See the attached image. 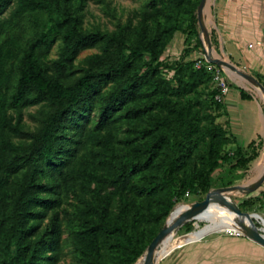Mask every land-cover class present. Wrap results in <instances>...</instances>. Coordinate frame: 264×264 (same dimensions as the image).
Returning a JSON list of instances; mask_svg holds the SVG:
<instances>
[{
    "label": "trees",
    "instance_id": "trees-1",
    "mask_svg": "<svg viewBox=\"0 0 264 264\" xmlns=\"http://www.w3.org/2000/svg\"><path fill=\"white\" fill-rule=\"evenodd\" d=\"M200 2L149 0L151 28L145 17L106 32L84 28L86 0H0V15L15 4L0 20V264H57L70 193L85 202L67 212L65 226L80 263L136 264L179 198L208 192L222 162L249 169L258 146L244 147L218 125L201 132L198 110L184 112L165 100L208 80L210 103L223 108L204 66L164 57L183 17L194 30L193 47L203 51ZM24 22L32 33L22 37L15 29ZM97 46L101 51L77 67L80 53ZM241 95L250 98L243 89ZM160 103L168 114L114 140L123 121L134 124ZM36 105L40 125L28 131L24 110ZM202 133L210 140L198 152V166L191 157ZM227 136L233 151L224 150Z\"/></svg>",
    "mask_w": 264,
    "mask_h": 264
},
{
    "label": "rangeland",
    "instance_id": "rangeland-1",
    "mask_svg": "<svg viewBox=\"0 0 264 264\" xmlns=\"http://www.w3.org/2000/svg\"><path fill=\"white\" fill-rule=\"evenodd\" d=\"M149 0H86V6L83 10V26L85 29H101L106 32L115 31L119 25L126 23L127 21H131L134 25H138L142 23V20L145 19V22L148 24L149 28L154 25L153 19L146 14L150 11V7H148ZM15 4H12L7 11L0 15V20L9 17L12 13ZM149 10V11H148ZM145 11V13H144ZM147 11V12H146ZM162 19H164L162 17ZM189 20L187 17H183L181 19V27L179 30L175 31L171 36V40L168 43L166 51L164 53V57L169 59L172 64L175 62H190L192 60H196L198 57L202 56L203 51L201 49L193 47V42L196 39L194 30L188 26ZM22 23L21 26L15 29L16 32L20 33L22 37L29 36L32 33L31 26L28 24ZM14 32V31H13ZM203 47H205L206 40L203 38V34L201 32ZM60 47V42L58 41L51 53V58H55L58 55ZM101 49L99 46L94 48L84 49L77 61V67L81 68L86 64L87 58L94 54L100 52ZM166 76H171L172 71H165ZM228 82L229 79L227 78ZM114 82L110 81L107 86L104 88V91L108 90L113 86ZM210 82L205 81L201 83L195 91H191L189 94L181 95L177 97L175 94L167 93L165 95V100H169V102L173 103L176 107L183 106L184 112L190 106V108L195 111L198 110V126L200 127L201 132L205 127H211L218 125L223 129L230 130L227 125V117L226 112L223 108L218 107L215 104L210 103L209 101V93L211 91ZM255 85V84H254ZM215 86V83H213ZM256 86V85H255ZM231 87V85H230ZM235 89H232L231 92H234ZM40 105L31 106L24 110L25 115V128L28 131L35 130L40 125V118L38 116V109ZM97 109L93 111V116H96L98 113ZM168 106H164L163 103H160L159 108H155L153 111L148 112L144 115V118L140 121L135 122L134 124L129 121H123L120 125V128L117 131V135L114 137V140L117 142L121 138H124L127 134L132 133L134 131V127L137 124L145 123L149 124L153 120V115L155 118L161 117L162 115L168 114ZM91 125V124H90ZM231 131V130H230ZM203 136H206V140L202 141ZM230 141H226L224 143L225 151H233L236 145L232 142L231 137L227 136ZM210 140L209 135L205 133L200 138V144L198 148L195 149L192 153V164L200 165V159L197 157L199 150L201 147H206L207 142ZM121 146V145H120ZM264 163V160H263ZM248 170H244L243 168L237 169L233 168L230 163L222 162L218 168L211 175V189L220 190L224 187H232V186H243L249 184L252 180L250 179V175ZM208 192L199 190L196 194H186V196L179 198L175 205V210L172 212L171 216L167 219L164 227L168 225H172L179 217L180 213H176L179 208L186 207L188 204H193L199 201H202ZM233 202L241 208V210L246 211L253 215V221L257 228L262 229L264 226V204L263 199L259 195H254L253 190L247 192H241L236 189H232L230 192ZM248 197H252L251 203L248 205H240L243 200ZM88 198V197H86ZM85 198V199H86ZM63 204V219H64V229L65 233L62 236V247L60 251V258L57 264H81L78 254L74 252V249L70 243L69 239V231L67 230V221L68 216L67 212H73L79 206L84 205L85 202H82L78 197H75L72 193L65 195ZM182 210V211H183ZM235 214V213H234ZM239 217V215L235 214ZM261 215L263 218L258 217ZM49 216L46 219L48 221ZM208 223L206 221L197 220V218L190 219L188 221L183 222L179 225L178 229L175 233H171L170 239L164 243L163 250L161 255L163 257L157 261L156 264H174L176 262L175 259L178 256L179 252L185 245L196 242L191 241L187 238L188 236L195 235L199 231H202ZM224 227V226H223ZM215 229V228H213ZM211 229V230H213ZM209 230V231H211ZM208 231V232H209ZM190 232V233H189ZM234 232V233H233ZM243 233L240 229L232 228V227H224V230L220 233L216 234H237ZM206 234V233H205ZM203 235L204 239L208 236H212L215 233L211 232L209 235ZM184 238L188 239L187 241ZM199 239V240H200ZM146 255L141 258L136 264H144Z\"/></svg>",
    "mask_w": 264,
    "mask_h": 264
},
{
    "label": "crops",
    "instance_id": "crops-1",
    "mask_svg": "<svg viewBox=\"0 0 264 264\" xmlns=\"http://www.w3.org/2000/svg\"><path fill=\"white\" fill-rule=\"evenodd\" d=\"M204 15L209 41L203 53L221 61L217 64L231 85L222 102L227 125L241 145L258 146L259 155L247 169L251 183L264 171V93L252 82L264 86V0H206ZM242 89L250 98H242ZM253 193L264 202V181ZM174 262L264 264V245L245 235L214 234L185 245Z\"/></svg>",
    "mask_w": 264,
    "mask_h": 264
},
{
    "label": "water",
    "instance_id": "water-1",
    "mask_svg": "<svg viewBox=\"0 0 264 264\" xmlns=\"http://www.w3.org/2000/svg\"><path fill=\"white\" fill-rule=\"evenodd\" d=\"M205 2H206V0H201L200 5H199V14H200V18H201V24H202L201 32L203 34V38L206 41L207 40L209 41L207 24H206V19H205V15H204ZM207 56L212 61L221 64V61H219L218 59H213L208 54H207ZM235 70L247 78L250 77L247 73H245L243 71H240L237 69H235ZM252 82L257 86V88L259 90H261L262 93H264V86L258 80H253ZM263 181H264V171L262 172V174L260 176H258L255 180H253L249 184H246L243 186L224 187V188H221L219 191L211 189L208 191L206 197L202 201L186 205V207L184 208L185 210H183L180 213V217L172 225H168L165 228H163L161 230V232L151 242V244L148 247L147 253H146L144 264H156L157 261H159L163 257V256H161V248H162V243L165 241L166 237L171 233H175L176 230L178 229L179 225H181L183 222L188 221L190 219H194L200 213L205 211L210 205L211 196H213V194H223V195H225L227 200H231L233 202L231 194L229 193L232 189H236V190L241 191V192H247V191L253 190L257 186H259ZM232 208H233L234 212L237 213L239 216L247 217L249 222L254 226L255 230L253 233H251V234L243 233V234L245 236L255 240L256 242L264 245V231H263V229H259L256 227V225L253 221L252 215L246 211L241 210V208L236 206V204L234 202H233ZM155 247H157V248L155 250V253L152 255V250Z\"/></svg>",
    "mask_w": 264,
    "mask_h": 264
},
{
    "label": "bare ground",
    "instance_id": "bare-ground-1",
    "mask_svg": "<svg viewBox=\"0 0 264 264\" xmlns=\"http://www.w3.org/2000/svg\"><path fill=\"white\" fill-rule=\"evenodd\" d=\"M231 202L232 201L227 200L225 195L223 194H213V196H211L209 207L205 211L200 213L197 217H195L197 218V220L206 221L208 224L204 228H202V231H199L195 235L188 236L187 238L190 240L189 242L199 240L205 233V235H209L211 232H214L215 234L220 233L224 230V227L240 229L243 233L247 234L253 233L255 230L254 226L249 222L247 217H238L235 215L237 213L234 212L232 208L233 202ZM182 210L183 207L179 208L176 213H181ZM252 217L254 216L252 215ZM258 217L263 218L261 215H259ZM262 229L264 231V226L262 227ZM170 236L171 234H169L166 237L165 241L162 243L161 252L163 250L164 243L168 240V238L170 239ZM188 239L184 238L185 241H187ZM156 248L157 247L152 250V255L155 253Z\"/></svg>",
    "mask_w": 264,
    "mask_h": 264
},
{
    "label": "built area",
    "instance_id": "built-area-1",
    "mask_svg": "<svg viewBox=\"0 0 264 264\" xmlns=\"http://www.w3.org/2000/svg\"><path fill=\"white\" fill-rule=\"evenodd\" d=\"M195 65L197 68H201L204 66L211 73L213 77V82L215 83V87L218 90V92L215 94V99L217 101L224 102L226 95L230 91V84L223 73L222 67L216 62L209 59L206 54L198 57L196 59ZM241 235H244V234L241 233Z\"/></svg>",
    "mask_w": 264,
    "mask_h": 264
}]
</instances>
